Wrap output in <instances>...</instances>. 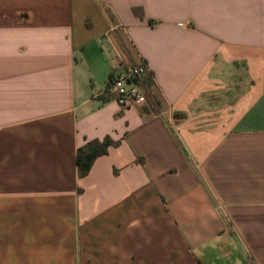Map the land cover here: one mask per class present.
<instances>
[{
  "label": "crops",
  "instance_id": "1",
  "mask_svg": "<svg viewBox=\"0 0 264 264\" xmlns=\"http://www.w3.org/2000/svg\"><path fill=\"white\" fill-rule=\"evenodd\" d=\"M0 264H264V0H0Z\"/></svg>",
  "mask_w": 264,
  "mask_h": 264
},
{
  "label": "built area",
  "instance_id": "2",
  "mask_svg": "<svg viewBox=\"0 0 264 264\" xmlns=\"http://www.w3.org/2000/svg\"><path fill=\"white\" fill-rule=\"evenodd\" d=\"M144 73V66H128L111 77L108 93L121 108L141 106L147 102Z\"/></svg>",
  "mask_w": 264,
  "mask_h": 264
},
{
  "label": "trees",
  "instance_id": "3",
  "mask_svg": "<svg viewBox=\"0 0 264 264\" xmlns=\"http://www.w3.org/2000/svg\"><path fill=\"white\" fill-rule=\"evenodd\" d=\"M111 145L109 139L103 142H91L81 148L77 155V165L82 176L86 175L97 157L103 156L107 153L108 147Z\"/></svg>",
  "mask_w": 264,
  "mask_h": 264
}]
</instances>
